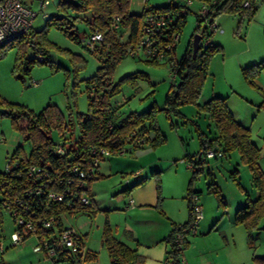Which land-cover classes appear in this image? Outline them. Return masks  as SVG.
<instances>
[{"label":"rangeland","instance_id":"1","mask_svg":"<svg viewBox=\"0 0 264 264\" xmlns=\"http://www.w3.org/2000/svg\"><path fill=\"white\" fill-rule=\"evenodd\" d=\"M22 1L37 12L31 24L35 32L27 36L28 41L40 39L38 31L53 14L78 16L75 25L78 34L89 33L85 20L90 18L88 12L63 10L58 5L59 0H49L44 7L39 5L41 0ZM139 1L150 7L168 3L167 0H130L131 12L141 11ZM198 10L199 2L195 0L178 34L174 50L176 58L198 32ZM213 21L216 29L210 39L220 49L209 57L200 95L219 92L228 101L237 120L250 128L252 140L262 144L264 68L258 67L264 63V2L259 3L250 15L222 10ZM200 24L201 30L204 26L210 29L207 20ZM45 35L53 43L47 47L48 62L34 60L28 71L24 69V59H38L41 55L29 43L0 47V108L8 102H17L38 112L51 105L67 126L60 134L57 126L51 125L50 136L55 142H61L62 137L73 140L77 134L76 114L87 110L88 93L83 79L96 72L100 56L96 49L89 50L54 26H47ZM20 50L24 53V61L16 62ZM244 69L248 71L247 75ZM137 71L146 73L147 77L137 78L132 83L123 82L111 102L120 117L154 106L158 131L165 138L153 146L146 144L139 152H116L100 161L98 177L90 184L97 210L93 214L76 213L66 217V222L83 236L84 249L96 252L95 259L82 260L80 264H111L101 244L106 220L114 236L121 237L143 256L142 264H164L167 253L163 247L166 245L167 250L170 249L164 240L171 226L170 218L181 214L186 218L188 211L187 193L193 171L187 167L186 153L197 154L202 135L209 139L214 135L212 121L195 102L182 103L174 109L165 105V96L173 88L169 63L126 56L115 66L112 80L117 82ZM178 80L176 76L175 83ZM18 145L25 155L30 153V141L24 140L12 127L10 117L0 115V171L6 169L9 157ZM260 162L264 165V159ZM197 169L191 186L198 196L202 217L204 215L209 224L203 233L198 230L201 226L198 225L195 233L186 234L189 242L182 251L183 259L187 264H264V216L248 228L243 223L233 222L236 208L245 203L236 206L237 197H244V188L250 196L252 193L251 172L240 160L238 150L231 149L221 158H207L202 154ZM234 169L241 187L232 178ZM211 180L218 187L225 205L219 204L208 190ZM130 197L134 199V205L126 207ZM228 220L232 222L231 227L222 231ZM16 226L8 210L1 205L0 264H67L44 257L42 251H34L37 244L34 235L15 243L11 234L16 231ZM129 227L137 230L136 240L127 236Z\"/></svg>","mask_w":264,"mask_h":264},{"label":"trees","instance_id":"2","mask_svg":"<svg viewBox=\"0 0 264 264\" xmlns=\"http://www.w3.org/2000/svg\"><path fill=\"white\" fill-rule=\"evenodd\" d=\"M167 1L166 5L160 7H150L144 4L141 11L136 13L129 10L130 0H59L58 5L63 10L69 8L77 12L90 13V18L85 19L89 27L88 35L92 31H96L101 36V39L94 43L92 48L80 40L88 35L85 33L82 36L78 34L75 26L78 16L69 14L48 16L45 26L38 31L40 32L38 41L26 40L28 35H33L35 32L30 26L26 33H22L2 45L12 46L15 43H29L36 52L44 57L43 60L39 58L24 59V69L28 71L30 63L34 60L48 62L47 47H51L53 43L46 38L45 33L47 26H54L70 39L84 44L89 50L96 49V54L100 56V65L96 72L83 79L88 93V103L86 112H77L76 114L77 134L73 140H70L69 137L65 139L62 137L61 144L65 153L61 154L56 151L58 142H55L50 136V126H57L61 134L67 124L64 123L59 112L50 108L51 105L38 112L17 102H8L3 108H0V115L10 117L12 127L21 134L24 140L31 143L29 154L25 155L24 152H21L19 150L20 145L11 154L12 158L18 159L17 167L11 165L9 170L0 171V192L2 194L0 205L9 203V210L14 208L18 214H22L30 220L36 227L39 236H49L54 232L51 228L41 227V223L45 219L53 217L57 224L61 225L60 217L63 214H93L97 210L90 191V184L98 177L97 169L100 162L94 165V174L91 176L76 175L70 170L75 164L83 168L89 167L92 164L93 156L98 155V152L92 153L91 149L98 151L99 148H105L110 154L130 152L142 148L146 144L153 146L165 138L158 131L154 117V106H150L147 110L131 111L120 117L117 107L111 102L113 96L120 91V85L123 82L132 83L137 78L144 79L147 77L146 73L137 71L114 82L112 73L115 66L126 56L144 57L152 62L163 60L169 63L170 69L174 71L179 80L166 94L165 105L174 109L182 103L195 102L213 122L215 130L213 137L208 140L203 137L200 138L201 149L197 154L186 153L189 161L187 167L190 165L189 168L193 171L191 178H194L198 170L197 164L201 163V155L204 154V149L209 145L222 154L212 158H221L231 149H237L240 160L248 166L251 172V184L253 189L258 191V196L250 198L249 194L245 193L246 203L235 210L234 222L243 223L248 228L254 226L264 216V169L260 166L261 147L252 140L250 128L234 117L225 97L214 94L202 105L197 102L203 79L207 74L209 57L213 52L220 49L219 45L213 44L210 39L214 30L208 31L205 26L201 30L197 13V31L201 35L199 48L193 56L190 42L182 55L176 58L174 54L176 42H170L171 35L180 33L186 14L190 11V6H186L187 8L181 12L182 6L185 7L184 2L180 1L173 4L169 0ZM206 1L210 2V0ZM239 3L240 0H215V3L210 2L209 5L215 10L213 16L222 10L240 11L250 15L257 7L240 9ZM149 13H170L167 25L155 30L152 38V43L163 52L161 58H150L141 52H135L133 55L127 53V48L134 46L142 38V25ZM114 22L117 23L116 27L113 25ZM205 39L209 40L207 45H203ZM169 42L170 44L167 46ZM23 56L24 53L20 50L16 62L24 61L22 60ZM258 68H264V63H261ZM244 73L247 75L248 71L244 69ZM249 80L252 81L251 78ZM103 159L102 157L101 160ZM31 165L40 168L34 173L41 175L40 178H36L34 174L28 175L27 169ZM236 171L234 169L232 178L241 187ZM77 177L85 181L83 187H77L79 180ZM68 178L72 180L71 183H67ZM192 179L189 181L187 193L189 219L183 223L174 224L167 236L164 237V240L170 245V249L166 250L165 258L170 261V264H181L182 251L187 244L186 234L194 218L192 197L196 196L198 199V196L191 186ZM156 188L157 194H159L158 183ZM207 188L216 197L219 204L225 205L218 187L212 180ZM36 190L38 192H35ZM49 192L61 194V200L49 199ZM83 192L88 196L90 204H84L80 201V194ZM12 218L15 221L13 216ZM16 230H21L19 224H17ZM176 232H180L182 235L183 240L180 247L175 241ZM29 234L30 232L26 230L23 235L26 238ZM248 236L250 235L248 234ZM80 243L84 245L82 235ZM101 243L108 253L111 264H142L143 256L135 248L118 240L111 233L107 220L103 226ZM48 244L55 247L56 256L51 257L53 261L78 264L82 260L96 258L95 251L85 249L81 258L74 261L69 257V249L55 246L50 239Z\"/></svg>","mask_w":264,"mask_h":264},{"label":"built area","instance_id":"3","mask_svg":"<svg viewBox=\"0 0 264 264\" xmlns=\"http://www.w3.org/2000/svg\"><path fill=\"white\" fill-rule=\"evenodd\" d=\"M171 3L175 2H184L185 7L182 6L181 12L187 8L186 6H191L195 0H169ZM199 2V10H198V19L201 22L202 20H207V26L208 30H215L216 24L213 21V13L214 9L210 7V2L215 3V0H197ZM264 2V0H240L239 8L240 9H248L253 8L254 6H258L259 3ZM49 3V0H41L39 5L40 7H44ZM170 13H149L147 14V17L144 20V23L142 25L143 29V36L138 40V42L134 46H130L127 48V53L129 55H133L135 52H141L142 54L148 55V57H155V58H161L163 56L162 50L158 49V46L154 45L152 43L153 34L155 33V30L158 28H161L163 26L167 25V20H169ZM37 15V12L33 11L30 6L25 5L22 0H0V47L7 43L8 41L14 39L15 37L19 36L22 33H26L34 19V17ZM211 18V20H209ZM114 27L117 26V23H113ZM101 39V36L98 32L92 31L90 35L83 37L81 40L88 44L91 48L93 47L94 43H96L98 40ZM178 39V33H173L171 35V41L170 42H176ZM169 43H167V46H169ZM209 42L208 39H205L203 41V45H207ZM161 49V48H160ZM40 60H43L44 57L42 55L39 56ZM171 70V69H170ZM171 85L174 86L175 84V73L173 70H171ZM56 151L58 153H65V149L62 146L61 142H58L56 144ZM92 153H97V156H93L92 158V164L89 165V167H80L78 164L73 165L71 167V171L76 173V175H93L94 174V165H97L101 158H105L110 153L105 148H99L97 149H91ZM204 154L206 157L212 158L215 156H221V152L214 150L211 145L206 147L204 149ZM14 162V164H12ZM17 167L18 166V159L12 158L11 155L9 157V161L6 165L5 170H9L10 166ZM190 167V165H189ZM40 168L36 166H29L27 169L28 175L36 173V171H39ZM36 178H40L41 175L34 174ZM77 179H79L77 177ZM72 180L68 178L67 183H71ZM77 187H83L85 185V181L83 179H79L77 181ZM38 190V189H37ZM35 192H38V191ZM49 199L53 200H61L62 196L59 193L49 192L48 193ZM17 201V199H16ZM80 201L84 204H90L88 196L83 192L80 194ZM198 199L196 196L192 197V207H193V214L194 218L191 222L189 230L192 232L195 231L196 225L199 222V220L202 217V210L200 204L197 202ZM20 203L19 201H17ZM2 206H4L10 215H12L15 219V222L21 226V230H16L11 234V239L18 243L20 241H23L25 239L24 233L26 230L30 232L29 235H34L37 239V244L33 247L34 251H42L44 253V257H51L56 256L55 253V247L50 246L48 244V240H52L53 244L55 246L64 247L70 250L69 257L73 259L74 261L77 260V258H81V256L84 253V245L80 243L81 234H79L70 224L66 222V217L68 215H61V225L57 224L56 220L52 218H48L42 221L41 227L42 228H51L54 230L53 233L49 236H39L38 232L36 231V227L34 224L26 219L25 216L22 214H18L17 210L14 208H10L9 210V203H2ZM0 205V206H1ZM182 235L180 232H176L175 234V241L179 244L182 242ZM50 246V247H49ZM164 264H170V261L166 260L164 261ZM181 264H184L183 257H181Z\"/></svg>","mask_w":264,"mask_h":264},{"label":"crops","instance_id":"4","mask_svg":"<svg viewBox=\"0 0 264 264\" xmlns=\"http://www.w3.org/2000/svg\"><path fill=\"white\" fill-rule=\"evenodd\" d=\"M23 3H24V1H22ZM25 4V3H24ZM138 4L140 5V7H141V9H142V7L144 6V3L142 2V1H139L138 2ZM26 5V4H25ZM218 95V96H220L221 94L219 93V92H217V91H213L212 92V94L210 95V94H207V95H205V94H201L199 97H198V99H197V102H198V104H200V105H202V104H204L212 95ZM223 97V96H222ZM227 97V96H226ZM226 103H227V105H228V107L231 109V107L229 106V104H228V101L226 100ZM231 111H232V113H233V115H234V117L236 118V119H238L236 116H235V113H234V111H233V109H231ZM240 122H242V120H240ZM243 123V122H242ZM212 124H213V122H212ZM214 126H213V134H214ZM212 131H210V133H211ZM202 134H203V132H202ZM202 137L203 138H205V139H209V137H207V136H205L204 134L202 135ZM259 146L261 147V152H260V160H261V158L262 159H264V143H262V144H259ZM201 149V148H200ZM139 151H141L140 149H137V151L136 152H139ZM188 152V151H187ZM261 163V162H260ZM237 166H238V164H236ZM260 166L262 167V169H264V165H261L260 164ZM99 167V166H98ZM135 169V168H134ZM137 169H139V168H137ZM97 172H98V169H97ZM99 173V172H98ZM195 187H197V186H195ZM245 187V186H244ZM244 197H241V198H239V197H237L238 199H237V203H236V206H238V205H242L244 202L246 203V197H245V193L247 192V189L246 188H244ZM251 191H252V193H251V196H250V194H249V196H250V198H256L257 196H258V191H255L254 189H253V187H252V184H251ZM93 197V196H92ZM93 200H94V198H93ZM94 202H95V200H94ZM244 203V204H245ZM96 204V203H95ZM132 205H134V199L132 198V197H130V198H128V200H127V206L126 207H129V206H132ZM239 207V206H238ZM187 208H188V203H187ZM237 209V208H236ZM75 215V214H74ZM74 215H72V216H74ZM183 214H181V215H179L178 217H176V218H170V224H171V226H170V228H169V231H170V229L172 228V226L174 225V224H180V223H183V222H185V221H187L188 219H189V210L187 211V216H186V218H182L183 216H182ZM202 219V221H201V224H200V220ZM200 220H199V222L197 223V225H196V227H198V225H201V226H199V228H198V230L199 231H202V232H200V233H203L204 231H205V227H207V225L209 224L208 223V220L205 218V216L203 215V217L201 218ZM209 219V218H208ZM214 222V221H213ZM233 222H234V220H233ZM208 223V224H207ZM231 224H232V222L231 221H227V223H226V225H225V227H223L222 228V231H226V229H228V228H230L231 227ZM129 226V225H128ZM228 227V228H227ZM80 228H81V226H80ZM196 229L197 228H195V231L194 232H192L191 230H189L187 233H189V232H192V233H195L196 232ZM127 231V236L130 238V239H132V240H136V238H138V232H137V230H133L132 228H128V230H126ZM168 231V232H169ZM118 240H120V241H122V242H124L125 240H123L121 237H118V236H115ZM154 237V236H153ZM162 237V236H161ZM186 240H187V243L189 242V240H188V238L186 237ZM126 242V241H125ZM124 242V243H125ZM127 243V242H126ZM102 244V243H101ZM187 245V244H186ZM167 247L168 246H166V245H164V250L166 251L167 250ZM183 261H184V264H187L186 263V261L183 259ZM78 264H80V263H78Z\"/></svg>","mask_w":264,"mask_h":264},{"label":"water","instance_id":"5","mask_svg":"<svg viewBox=\"0 0 264 264\" xmlns=\"http://www.w3.org/2000/svg\"><path fill=\"white\" fill-rule=\"evenodd\" d=\"M211 20V18L209 19ZM201 35L197 32L193 35L191 40V47H192V55L194 56L196 51L199 48V42H200Z\"/></svg>","mask_w":264,"mask_h":264}]
</instances>
